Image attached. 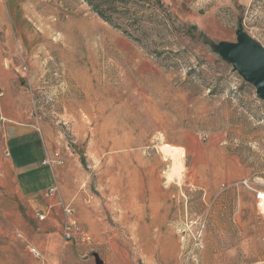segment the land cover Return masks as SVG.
Listing matches in <instances>:
<instances>
[{"label":"rangeland","instance_id":"obj_1","mask_svg":"<svg viewBox=\"0 0 264 264\" xmlns=\"http://www.w3.org/2000/svg\"><path fill=\"white\" fill-rule=\"evenodd\" d=\"M100 2L109 22L85 0H0V80L57 129L55 167L78 158L88 238L61 262L264 264V100L216 49L238 30L264 46V0ZM4 220L0 264H37Z\"/></svg>","mask_w":264,"mask_h":264},{"label":"crops","instance_id":"obj_2","mask_svg":"<svg viewBox=\"0 0 264 264\" xmlns=\"http://www.w3.org/2000/svg\"><path fill=\"white\" fill-rule=\"evenodd\" d=\"M12 84L4 78L0 80V224L8 217L17 218L19 223L9 225L2 237L10 245H26L37 264H63V259L72 258L68 249L65 252L62 249V244H66L64 229L70 219L64 212L65 203L74 202L78 222L83 225L82 221H86L82 197L68 189L73 180L70 177L73 160L78 158L70 153L74 159L69 156L64 166L42 164L64 142L51 123L31 122L28 116L31 98ZM39 215H44V219L40 220ZM33 231L42 235L34 237ZM82 235L88 238L85 230ZM80 238L71 242L77 248V256L84 253L80 244L85 238ZM30 246L37 247L43 258H36Z\"/></svg>","mask_w":264,"mask_h":264},{"label":"water","instance_id":"obj_3","mask_svg":"<svg viewBox=\"0 0 264 264\" xmlns=\"http://www.w3.org/2000/svg\"><path fill=\"white\" fill-rule=\"evenodd\" d=\"M216 49L246 81L255 86L258 97L264 100V46L238 30L237 41H221Z\"/></svg>","mask_w":264,"mask_h":264},{"label":"built area","instance_id":"obj_4","mask_svg":"<svg viewBox=\"0 0 264 264\" xmlns=\"http://www.w3.org/2000/svg\"><path fill=\"white\" fill-rule=\"evenodd\" d=\"M65 163V157L61 151H55L51 156H48L45 158L42 162L43 165L55 167V166H60ZM54 190V189H52ZM64 212L69 216V220L66 224V227L64 229V241H70L77 235H82V226L78 222L76 214V208L71 204L65 205ZM44 215H39L40 220L44 219ZM83 236V235H82ZM84 237V236H83ZM31 253L39 259L43 258L42 252L35 246H30L29 247ZM46 264H59V263H46Z\"/></svg>","mask_w":264,"mask_h":264},{"label":"bare ground","instance_id":"obj_5","mask_svg":"<svg viewBox=\"0 0 264 264\" xmlns=\"http://www.w3.org/2000/svg\"><path fill=\"white\" fill-rule=\"evenodd\" d=\"M131 140V139H130ZM130 140H129V142H130ZM126 142V141H125ZM125 142H120V143H122V144H124ZM164 149H165V151L167 152V153H170V154H172V155H176L177 153L178 154H180L183 150L181 149V148H178V147H176V146H171L170 144H165L164 145ZM177 156V155H176ZM178 156H180V155H178ZM182 156V155H181ZM181 169V164H180V162H176L175 163V165L173 166V175L174 174H178V172H179V170ZM178 176H180V175H178Z\"/></svg>","mask_w":264,"mask_h":264},{"label":"trees","instance_id":"obj_6","mask_svg":"<svg viewBox=\"0 0 264 264\" xmlns=\"http://www.w3.org/2000/svg\"><path fill=\"white\" fill-rule=\"evenodd\" d=\"M85 1L89 3V5L92 7V9L95 12L99 13L106 21L109 22V19L105 15H103V13H102V12H104V10L102 9V8H104V4H102L100 2V0H99V3L96 0H85ZM112 4H113V2H112Z\"/></svg>","mask_w":264,"mask_h":264}]
</instances>
